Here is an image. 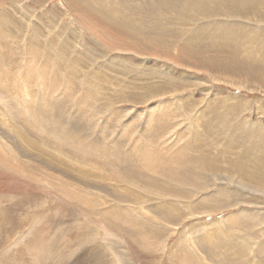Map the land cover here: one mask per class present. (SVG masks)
I'll list each match as a JSON object with an SVG mask.
<instances>
[{"label": "rangeland", "instance_id": "1", "mask_svg": "<svg viewBox=\"0 0 264 264\" xmlns=\"http://www.w3.org/2000/svg\"><path fill=\"white\" fill-rule=\"evenodd\" d=\"M82 1L101 13L111 9L104 14L114 13L116 2L128 13L142 8L148 21L158 7L172 1L185 5V0ZM251 2L257 16L237 15L231 22L240 31L236 47L221 46L219 37L214 48L220 55H205L209 43L197 38L161 62L123 49L103 50L69 0H0V215L12 205L16 219L0 220V264H175L180 252L190 250L203 264H237L239 256L253 264L251 255L264 264V2ZM168 9L169 27L184 23L185 15ZM214 18L185 24L184 39ZM221 23L210 31L230 34L231 23ZM143 30L142 25L135 30V43L147 35ZM166 33L160 28V36L172 37ZM55 119L59 125L53 129ZM61 126L66 137L98 142V151L129 143V162L98 161L126 164L130 172L119 176L113 168L88 167L56 153L50 148ZM135 146L150 150L141 153ZM20 166L36 168L34 189L48 188L41 173L94 204L79 208L43 193L32 204L23 201L30 194L25 186L30 173ZM105 209L113 218L125 217L121 228L106 225L98 215ZM209 234L214 239L208 241ZM203 238L206 242H199Z\"/></svg>", "mask_w": 264, "mask_h": 264}, {"label": "bare ground", "instance_id": "2", "mask_svg": "<svg viewBox=\"0 0 264 264\" xmlns=\"http://www.w3.org/2000/svg\"><path fill=\"white\" fill-rule=\"evenodd\" d=\"M72 4V7L74 8V10L76 11L77 15H79L82 18H86V21L83 23V26L85 24H87V28L90 25V29L91 32L89 31V33L91 35H93V37H95L98 41L99 44L103 45L104 49H106V51L108 52H112L115 51L117 52L118 50L123 49V51L126 52H133L134 56H153L155 58H159L158 60L163 62L164 60H166L168 57H170V54L173 53L175 50L176 51H182L183 47L185 45L192 46L193 42H195L197 40V38L202 39L203 41H206L207 43H209V45L207 46V51L206 53H204L205 55H216L219 54V52L217 50H215L214 46L215 45H219L218 43V38H222V44L221 46L224 45H228L231 44L232 47H236V43L240 42L241 37L239 36V34L237 33L239 30H237V24L235 26H233L231 23L232 20H234V18H236V16L238 15L241 16V18L245 17V18H249V15H253L254 17L257 16V13H253L252 9H253V4L251 2V0H185V5H181L180 2L176 1V2H170L169 5L167 6L166 4L163 7H158L157 11L150 15V20H147V14L146 11H144L142 8H137V9H132V11L134 13L131 12H127L125 10L120 9L121 5H119V3H115L116 8L111 14H104L105 10L106 13H108L111 9H109L108 7L106 9H104V13H101L100 11H96L95 8L93 9L92 6L89 7L84 1L82 0H69ZM260 2H264V0H260ZM91 4V3H90ZM95 4V3H93ZM170 7V9H172L171 11H174L175 13L181 12L182 15H185V21L184 23H180L178 22V20L175 23V26H171L169 27V21H167L166 18H169V16L171 14L166 13L165 10H167ZM169 10V9H168ZM102 11V10H101ZM138 11V12H137ZM215 15V18L213 21H211V23L207 26H198L197 27V34L195 36H191L190 39H184V34L181 30V28L183 26H186L187 24H191V22L196 19L204 21V20H210L211 16ZM237 17V18H238ZM218 18L216 21L215 19ZM173 20V19H171ZM236 20V19H235ZM243 21V20H241ZM221 22H225L226 24L231 23L229 28L230 30V34H223L222 32H218V31H210L212 28L215 27V25L217 26V28H221L222 23ZM240 22V21H238ZM223 23V25L225 24ZM186 24V25H185ZM144 26V33L147 34L146 36L139 38L136 43L134 41V34H135V30L139 29V26ZM1 26V25H0ZM190 26V25H189ZM225 26V25H224ZM227 26V25H226ZM160 28L166 30L167 29V35L169 34V36L171 35V38H164L162 36H160ZM180 28V29H179ZM187 28V26H186ZM86 29V28H85ZM88 30V29H87ZM186 30V29H185ZM192 30V29H191ZM1 31V30H0ZM240 32V31H239ZM1 33V32H0ZM191 33V32H189ZM211 35V37H209V35ZM4 35V34H2ZM192 35V34H190ZM189 35V36H190ZM160 36V37H159ZM185 36H187V34H185ZM231 36L233 41L229 40L228 37ZM4 37V36H3ZM166 37V36H165ZM219 38V39H220ZM145 40L144 42H140L141 40ZM221 41V40H220ZM177 42L182 43L181 46H177ZM91 45V44H90ZM92 46V45H91ZM90 46V47H91ZM99 50V49H98ZM187 52L188 50L185 49ZM222 47H221V51H222ZM235 50V49H234ZM232 52V50H229ZM228 51V52H229ZM108 52V53H109ZM185 52V53H187ZM224 53V52H223ZM230 53V52H229ZM107 55V54H106ZM220 55V54H219ZM226 55V52H225ZM166 56V57H165ZM93 57V56H92ZM99 57V56H98ZM165 57V59L163 60L162 58ZM28 58V57H27ZM127 58H130L129 55H127ZM33 59V58H32ZM31 59V60H32ZM162 59V60H161ZM29 60V61H31ZM134 63H132L133 65ZM138 64V63H137ZM46 65V64H45ZM136 65V64H135ZM36 66V65H35ZM30 67V66H28ZM44 69V68H43ZM27 71V70H26ZM96 75V74H95ZM93 75V76H95ZM98 76V75H97ZM26 77V76H25ZM68 77L69 79L71 77H73V72L71 71V69L68 72ZM142 78V77H141ZM140 79V78H138ZM143 79V78H142ZM141 79V80H142ZM68 80V79H67ZM72 80V78L70 79ZM25 81V80H24ZM70 82H75V81H70ZM81 82V81H80ZM28 83V82H27ZM94 83V82H93ZM103 83V82H102ZM72 84V83H71ZM101 84V83H100ZM130 84V83H129ZM142 84V83H141ZM28 85V84H27ZM70 84H68L69 86ZM132 85V84H131ZM67 86V87H68ZM106 86V85H105ZM114 87V86H113ZM120 87V86H119ZM143 87V86H142ZM100 88V87H99ZM118 88V87H117ZM123 88V87H122ZM95 90V88H93ZM92 89V90H93ZM104 89V88H103ZM147 88H144V90ZM114 90V89H113ZM122 90V89H121ZM150 91V90H149ZM86 93H87V88H86ZM149 94V93H148ZM92 95V94H91ZM89 96V95H88ZM53 97V96H52ZM149 97V96H148ZM82 98V97H81ZM95 100V99H94ZM97 100V99H96ZM95 100V101H96ZM101 100V99H100ZM150 100V99H149ZM46 101V100H45ZM112 101V100H111ZM47 102V101H46ZM45 103V102H44ZM27 104V103H26ZM56 105V104H55ZM59 105V104H58ZM61 105V104H60ZM83 105V104H82ZM96 105V104H95ZM44 106V105H43ZM42 106V107H43ZM39 107V106H38ZM17 108V107H16ZM30 108V107H29ZM130 108V107H129ZM1 110V109H0ZM27 110V109H26ZM41 110V109H40ZM45 110V109H44ZM65 110V109H64ZM81 110V109H80ZM37 111V110H35ZM85 111V110H84ZM126 111V110H125ZM27 112V111H26ZM46 112V111H45ZM30 113V112H29ZM40 113V112H39ZM62 113V112H61ZM60 113V114H61ZM36 114V112H35ZM99 114V113H98ZM90 115V114H89ZM39 116V115H38ZM63 116V115H62ZM80 116V115H79ZM28 116H26V119ZM53 117V116H52ZM61 117V116H60ZM89 117V116H88ZM17 118V117H16ZM54 118V117H53ZM56 118V117H55ZM34 119V118H32ZM72 119V118H71ZM36 120V119H35ZM66 121V120H65ZM59 120L55 119L53 120V123H55L53 125V129L54 126H58L59 124ZM38 123V122H37ZM57 123V124H56ZM30 124V123H29ZM64 127V126H63ZM63 127L61 126V134L60 136H56V141L54 142L53 145H51V148L53 151H55L56 153L62 154L63 156H67L70 160L74 161L76 160L78 163H82L84 165L92 166V164H96L95 167H97V169H103V170H110L111 168H113L111 171L112 172H116L120 175H124L130 171H125L126 169V164H120V163H105L98 161V158H102V157H109V158H114L116 160L121 161V160H127L126 162H129L132 159L133 156V150H131L129 147H126L128 144L123 145V143H121L122 145L118 144L117 142V146L115 147V150L112 151L111 149H105L104 151H98V147L99 146L98 142H90L87 137H80L79 135H75L73 136V134L71 133H67L69 137H66L64 135V132L66 133V129H63ZM56 129V128H55ZM74 129V128H73ZM159 129V128H157ZM48 130V129H47ZM68 132H71L69 130H67ZM73 131V130H72ZM51 132V130L49 131ZM146 132V131H145ZM155 132V131H154ZM234 131H232L233 134ZM77 133V132H76ZM108 133V132H107ZM78 134V133H77ZM241 134V133H240ZM137 135V134H136ZM126 136V135H125ZM138 136V135H137ZM153 136V135H152ZM157 136V135H156ZM108 137V136H107ZM141 137V136H140ZM49 139V138H47ZM147 139V138H146ZM264 139V138H263ZM94 139H91V141ZM141 140V139H140ZM194 140V139H193ZM67 142V143H71L72 146H67L66 144H64L63 142ZM138 141V140H137ZM149 141V140H148ZM255 141V140H254ZM263 141V140H262ZM48 142H50L48 140ZM128 142V140H127ZM139 142V141H138ZM136 142V143H138ZM192 142V141H191ZM264 142V141H263ZM98 143V144H95ZM135 143V144H136ZM140 143V142H139ZM73 144H75L76 149L75 152L73 153ZM261 144V143H260ZM47 147L49 148L48 144ZM96 146V147H95ZM134 146V145H133ZM137 146L133 147L134 150L138 149V152H148L150 149H139L136 148ZM147 148V147H145ZM163 148V147H162ZM194 148V147H193ZM197 148V147H196ZM38 149V148H35ZM114 149V147H113ZM127 149V150H126ZM156 149V148H155ZM208 149V148H207ZM38 150H41L40 148ZM89 150V152L87 151ZM43 153H47L44 152L43 150H41ZM136 151V150H135ZM152 153V152H151ZM150 155V154H149ZM156 155V154H155ZM160 155V154H159ZM151 156V155H150ZM154 156V155H153ZM157 156V155H156ZM90 157L89 163H83L81 162L82 159L84 158H88ZM137 157V156H136ZM146 154H143L142 157L143 158L141 160H145L146 159ZM138 158V157H137ZM218 158V157H217ZM216 158V159H217ZM196 159V158H195ZM194 159V160H195ZM113 160V159H112ZM139 160V159H138ZM152 160V159H151ZM193 160V159H192ZM221 160V159H219ZM68 161V160H66ZM146 161V160H145ZM113 162V161H112ZM122 162V161H121ZM132 162V161H131ZM150 162V161H148ZM192 161L190 160V163ZM199 162V161H198ZM124 163V162H123ZM143 163V162H142ZM186 163V162H185ZM189 163V164H190ZM193 163V162H192ZM191 163V164H192ZM195 163V161H194ZM71 164V163H68ZM74 164V163H73ZM72 164V168L73 167ZM76 164V163H75ZM151 165H153L152 163H150ZM188 164V162H187ZM190 164V166H191ZM44 165V164H43ZM61 165V162L58 163V166ZM131 165V164H130ZM1 166H5L3 164H1ZM41 166V165H40ZM46 166V165H44ZM70 166V165H68ZM67 166V167H68ZM81 166V165H80ZM7 169H12L10 164L6 165ZM143 167V165H142ZM148 167V166H147ZM19 170H22L24 172H29V176L27 177V181H26V187H27V193H30L27 195V198L23 199V201H27L29 204H32L35 202V198L39 196L40 193H43L47 198H52L55 196H59L60 197V203L61 202V198L65 197L66 199H68L69 201H72L73 203L76 204V206H78L79 208H81V206H88L87 203L89 202H93V200L95 199H85L84 196L80 195L79 193L75 192L72 187L70 188V186L68 184L65 183H61L58 182L57 180H55V178L52 176H46V175H42L41 173H37L40 176H43V180L48 182V188L45 189H41L39 187H37L38 190L34 189L33 186H30V183L33 182L34 178H33V173L36 172V168L32 167V168H25V166H20L18 167ZM42 168V167H40ZM50 168V167H49ZM70 168V167H69ZM77 168V166L75 167ZM81 168V167H80ZM135 168V167H134ZM152 168V167H151ZM150 168V170H151ZM43 169V168H42ZM66 169V168H65ZM142 169V168H141ZM70 170V169H69ZM72 170V169H71ZM75 170V169H74ZM79 170V169H78ZM155 170V169H154ZM67 171V169H66ZM140 171H143L140 170ZM162 171V170H161ZM160 171V172H161ZM183 171V170H182ZM189 171V170H188ZM15 172V171H13ZM75 172V171H74ZM78 172V171H77ZM83 172V171H82ZM89 172V171H88ZM87 172V173H88ZM133 173H135V170H132ZM168 173L170 171H167ZM204 172V171H203ZM211 172V171H210ZM245 172V171H244ZM66 173V172H65ZM80 172H78L79 174ZM81 174V173H80ZM89 174V173H88ZM130 174V173H129ZM138 174V173H137ZM189 174V172H188ZM261 174V173H260ZM47 175H50L49 173H47ZM68 175V173H67ZM72 175V174H71ZM82 175V174H81ZM114 175V174H113ZM174 175V174H173ZM191 175V174H190ZM202 175V174H201ZM258 175V174H256ZM264 175V174H263ZM70 176V175H69ZM92 176V175H91ZM128 176V175H127ZM132 178V174L130 175ZM134 176V175H133ZM185 176V175H184ZM229 176V175H227ZM255 176V175H254ZM86 177V175H85ZM129 177V176H128ZM174 177V176H173ZM190 177V176H189ZM221 177V176H220ZM226 177V176H225ZM233 177V176H232ZM77 178V177H76ZM140 178V177H137ZM171 178V177H170ZM199 178V177H198ZM205 178V177H204ZM229 178V177H228ZM12 179H17L16 177H12ZM25 179H26V175H25ZM124 179V178H122ZM187 179V178H186ZM207 178H205L204 180H206ZM258 179V178H257ZM262 179V178H260ZM115 180V179H114ZM126 180V178H125ZM174 180V178H173ZM189 180V179H188ZM208 180V179H207ZM229 180V179H228ZM239 180V179H238ZM57 181V182H56ZM63 181V180H62ZM123 181V180H122ZM131 181V180H130ZM183 181V178H182ZM186 181V180H185ZM184 181V182H185ZM202 181V180H201ZM244 181V180H243ZM22 182V181H21ZM25 182V181H24ZM65 182V181H64ZM67 182V181H66ZM105 182V181H104ZM181 182V181H180ZM223 182V181H222ZM34 183V182H33ZM129 183V182H128ZM140 183V182H139ZM186 183V182H185ZM188 183V182H187ZM25 184V183H24ZM76 184V183H75ZM86 184V183H85ZM116 184V183H115ZM138 184V183H137ZM199 184V183H198ZM223 184V183H222ZM240 184V183H239ZM90 185V184H89ZM241 185V184H240ZM258 185V184H257ZM262 187V183L259 184ZM88 186V184H87ZM85 186V187H87ZM117 186V184H116ZM122 186V185H121ZM197 186V184H196ZM201 186V185H200ZM221 186V185H220ZM91 187V186H90ZM222 187V186H221ZM261 187H256V189H258V191L260 192ZM88 188V187H87ZM198 188V187H197ZM187 189V188H185ZM225 189V188H224ZM112 190V189H111ZM153 190V189H152ZM188 190V189H187ZM192 190V189H191ZM191 190L190 194H191ZM220 190V189H219ZM80 191V190H79ZM78 191V192H79ZM130 191V190H129ZM186 191V192H189ZM232 191V190H231ZM185 192V190H184ZM226 192V191H225ZM246 192V191H245ZM131 193V192H130ZM207 193V192H206ZM219 193V192H217ZM82 194V193H81ZM165 194V193H164ZM187 194V193H186ZM185 194V195H186ZM194 194V192H193ZM199 194V193H198ZM176 195V194H175ZM188 195V194H187ZM197 195V193H196ZM87 196V195H85ZM113 196V195H112ZM116 196V195H115ZM114 196V197H115ZM129 196V195H128ZM128 196H126L128 198ZM146 196V195H145ZM180 196V195H179ZM124 197V195H123ZM135 197V196H134ZM176 197V196H175ZM187 197V196H186ZM90 198V197H88ZM98 198V197H97ZM116 198V197H115ZM118 198V197H117ZM178 198V197H177ZM185 198V197H184ZM134 199V198H132ZM136 199V198H135ZM183 199V198H182ZM131 200V199H130ZM179 200V198H178ZM177 200V201H178ZM210 200V199H209ZM212 200V199H211ZM116 201V200H115ZM54 203H56V201H53ZM137 202V201H136ZM211 202V201H210ZM223 202V201H222ZM230 202V201H229ZM234 202V201H233ZM120 203V202H119ZM176 203V202H175ZM174 203V204H175ZM205 203V202H204ZM208 203V202H207ZM94 204V202L92 203ZM100 204V203H99ZM102 204V203H101ZM104 204V203H103ZM136 204V203H135ZM66 205V204H64ZM90 205V204H89ZM98 205V202H97ZM141 205V204H140ZM176 205V204H175ZM16 206H20V202H17ZM91 206V205H90ZM96 206V203H95ZM95 206L92 208L93 210H91V214L95 212ZM169 206V205H168ZM70 207V205L68 206ZM115 209L117 208L116 206ZM112 207V208H113ZM166 208V207H165ZM66 209V208H65ZM114 209V208H113ZM153 209V208H152ZM13 211V206L11 205L9 208H7L6 210H4L2 212V214L0 215V220L3 219V217L9 218L10 220H16L13 217V215H15V213L12 215ZM98 211V210H97ZM113 211V210H112ZM153 211V210H152ZM158 211V210H157ZM16 212V211H15ZM116 212V211H115ZM167 212V210H166ZM171 212V211H170ZM112 213V212H111ZM108 213L107 210L105 209V211H101L100 213L98 212V215L101 216V218H103L108 226H114L118 229V227H120L122 220L125 219L120 217L119 214H116L115 218H113V214L114 213ZM124 213V212H123ZM133 213V212H132ZM156 213V212H155ZM11 214V215H10ZM87 214V213H86ZM121 214V213H120ZM152 214V213H151ZM155 216V215H154ZM163 216V215H162ZM176 216V215H175ZM104 221V222H105ZM121 221V222H120ZM127 221V220H126ZM80 222V221H79ZM105 222V223H106ZM125 223V221L123 222ZM128 224V222H127ZM230 224V223H229ZM125 225V224H124ZM129 225V224H128ZM85 226V225H84ZM76 227V226H75ZM125 227V226H124ZM77 228V227H76ZM121 228V227H120ZM119 228V229H120ZM70 229V228H69ZM84 229V228H83ZM113 229V228H112ZM115 229V228H114ZM113 229V230H114ZM123 230V229H122ZM121 230V231H122ZM126 230V229H125ZM124 230V231H125ZM191 230V229H190ZM82 231V230H81ZM123 231V232H124ZM257 231V230H256ZM212 232V231H211ZM64 233V232H63ZM76 233V232H75ZM127 233V232H126ZM65 234V233H64ZM218 234V233H217ZM80 235V234H79ZM215 235V234H214ZM63 237H66L64 235H62ZM60 236V237H62ZM257 236V235H256ZM207 240L210 241L211 239H214L213 236L211 234H209L207 236ZM220 237V236H219ZM199 238V237H197ZM223 240L227 241L226 237H222ZM221 238V240H222ZM196 239V238H195ZM220 239V238H217ZM195 244H199V242L204 243L206 242L205 239L203 238L201 241L199 240L198 243ZM198 241V240H197ZM217 244V243H216ZM226 244L228 245V241L226 242ZM214 245V243H213ZM223 245V243H222ZM218 248V247H217ZM215 248V249H217ZM214 249V248H213ZM225 249V248H224ZM209 250V249H208ZM212 250V249H211ZM203 251V250H202ZM213 251V250H212ZM254 251V250H253ZM209 252V251H208ZM217 252V251H216ZM228 255H230V253L228 252V250L226 251ZM179 253V252H178ZM196 253V252H195ZM214 253V252H213ZM218 254V252H217ZM216 254V255H217ZM196 255V254H195ZM192 251L190 250L189 253H183L180 252L177 259L175 260V264H187V262L190 264V262L192 264H203L201 261L199 262V260L197 259V257L195 256ZM213 255V254H212ZM215 255V256H216ZM219 255V254H218ZM221 255V254H220ZM227 255V256H228ZM226 256V255H225ZM247 257V255H245ZM239 256L237 261V264H250L249 261L246 258V260L242 257ZM209 258H212L211 256ZM226 258H231V257H226ZM232 259V258H231ZM230 259V260H231ZM237 259V258H236ZM251 259L253 261V264H262V262L258 259H256L255 257H252L251 255ZM212 261V260H211ZM219 261L221 262V260L219 259ZM234 261V260H233ZM224 262V260H223ZM228 264H233L231 263V261H229Z\"/></svg>", "mask_w": 264, "mask_h": 264}]
</instances>
